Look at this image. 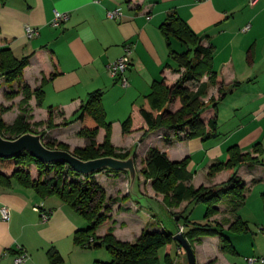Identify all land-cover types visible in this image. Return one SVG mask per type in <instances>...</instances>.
<instances>
[{
	"label": "crops",
	"instance_id": "crops-1",
	"mask_svg": "<svg viewBox=\"0 0 264 264\" xmlns=\"http://www.w3.org/2000/svg\"><path fill=\"white\" fill-rule=\"evenodd\" d=\"M117 7L121 8V16L109 18L108 11ZM56 10L71 15L58 27L51 24ZM173 12L188 22L204 45L214 47L213 67L221 82L210 87L214 100L222 95L220 85L227 86L218 103L217 136L174 138L172 144L166 145V131H152L143 138L137 130H146L140 110L142 106L150 109L147 95L152 83L162 78L169 84L177 80L172 68L166 67H174L176 62L160 30ZM28 25L38 28L39 34L28 38ZM127 42L133 43V54L125 73L128 85L123 86L120 79L109 74L107 65L123 55ZM177 42L180 43L175 38L171 40L175 50ZM3 46L10 47L17 57L33 55L24 74L33 89L43 86V104L39 106L36 98L31 104L47 116L53 108L57 120H72L89 94L102 90L106 117L112 124V142L130 150L138 145V168L149 148L159 146L172 161L188 158L187 168L193 173L189 183L195 187L220 186L233 171L225 169L211 177L208 168L223 160L230 146L237 144L243 151L252 150L257 142L264 146V0L255 5H250L249 0H0V48ZM179 105L177 101L168 106L176 110ZM214 113V109H208L204 115L208 119ZM128 117L132 118V131L124 133L122 122ZM69 128L74 134L69 137L77 139L75 147L88 144L84 136L77 134L83 128L79 120L71 122ZM105 135L106 128L100 127L97 142L102 143ZM237 174L246 183V201L239 214L246 221L256 215L253 220L260 230L255 237L258 247L250 256L264 255V165L243 164ZM231 199L227 197L219 204V212L226 216L225 230L230 226L226 219L231 218ZM182 204L192 220L197 219L192 215L200 203ZM3 206L11 209L9 220L1 217ZM41 211L51 213L48 221L42 220ZM159 222L147 229L163 227ZM87 224L79 212L56 195L43 198L33 188L15 181L10 186L0 183V264H15L20 247L29 254L24 264H94L104 258L94 248L82 247L74 240L75 232ZM112 226L105 223L97 234L104 236ZM114 234L118 236L115 228ZM51 250L58 251L61 262H52ZM195 252L203 264L213 256L218 257L215 264H232L223 260L218 236L203 237Z\"/></svg>",
	"mask_w": 264,
	"mask_h": 264
},
{
	"label": "trees",
	"instance_id": "trees-1",
	"mask_svg": "<svg viewBox=\"0 0 264 264\" xmlns=\"http://www.w3.org/2000/svg\"><path fill=\"white\" fill-rule=\"evenodd\" d=\"M1 1L4 3L6 0ZM160 30L166 38L170 56L176 62V66L167 65L166 67L172 68L175 72H182V75L173 84H169L164 78L152 83L151 91L147 95L150 109L142 106L140 110L146 123V132H152L159 128L166 129L164 135L166 145L172 144L174 138H191L201 134H205L206 137L217 136L218 103L226 94L224 87L227 85L224 83L220 85L222 95L217 100H212L210 104L203 103L202 99L211 86L221 83L219 73L213 67V45H204L201 36L177 12L167 16L160 25ZM174 38L179 40L185 49H173L171 40ZM1 40L6 41L7 39L1 38ZM30 57L31 55L17 57L10 47H1L0 71L5 73V80L8 82L20 81L24 68L29 64ZM54 75H51L50 78ZM204 76H207V79H204ZM23 92L22 109L15 121L6 123L0 117V134L5 137L15 138L25 131L33 130L27 115L29 101L35 96L37 104L41 106L44 100V89L42 85L35 89L25 85ZM15 93L13 91L12 94ZM102 98V90L91 92L75 117L65 121L67 124L75 120L82 123L83 128L79 134L88 140V144L76 147L72 152L85 160L106 155L125 158L130 154V150L124 154L116 151L117 148L112 142V124L107 120ZM177 101L180 105L176 110L169 108V104ZM208 109H214L215 113L207 119L204 114ZM53 114L54 110L50 108L49 118L46 121L48 128L55 124ZM61 114L63 115V113ZM100 127L106 128L105 139L102 143H98L96 139ZM122 127L124 133H130L132 118L125 119L122 122ZM146 136L145 134L143 138ZM44 142L51 148L69 150L67 145L57 144L47 134L44 136ZM188 162V158L172 161L166 150H162L159 146H152L143 157V168L139 172L151 181L152 188L156 193L165 195L164 205L168 210V201L176 205H180L183 201L206 205L204 218L207 222L204 223L191 221L187 207L178 213L169 210L173 216H180L177 223L184 225L183 232L192 246L205 236H218L221 249L224 252L237 255L238 251L225 233V228L221 224H213L210 222V218L218 213L219 204L225 198L232 197L229 210L231 218L226 219V222L230 223L229 230L235 232L251 230L248 222L239 214V209L246 201V183L238 176L237 168L243 164L261 163L264 165V146L261 142H257L250 151H243L237 144L230 146L226 157L212 163L208 168V175L211 177L225 169L233 171L229 180L220 186L201 185L197 188L189 183L193 178V173L187 168ZM95 175L85 177L64 163L48 165L28 152L11 158L0 157V183L10 186L15 181L20 185L33 188L43 198L56 195L87 220V226L75 232V242L87 248H97L104 244L112 256V260L109 262L95 260L94 264H157L161 247L164 248L166 264H172L170 255L173 245L174 243L180 244L175 240L174 234L163 227L145 229L134 242L116 238L113 227H109L104 236H97V230L109 218L108 213L105 212L112 209L113 202L111 205L107 204L105 189L95 178ZM262 200L264 205V192ZM91 237H96V239L89 242ZM49 255L53 263L62 261L57 250H51Z\"/></svg>",
	"mask_w": 264,
	"mask_h": 264
},
{
	"label": "rangeland",
	"instance_id": "rangeland-1",
	"mask_svg": "<svg viewBox=\"0 0 264 264\" xmlns=\"http://www.w3.org/2000/svg\"><path fill=\"white\" fill-rule=\"evenodd\" d=\"M178 43V42H177ZM179 47L177 48L180 50V48L185 49V46L178 43ZM181 45V46H180ZM33 55H31L29 59V64L31 63V58ZM26 66V67H27ZM25 67V68H26ZM24 68V71H25ZM22 74V77L20 81L16 80L14 82H8L5 80L4 77L0 78V117L3 118V120L6 123L13 122L18 114L21 112L22 109V99L24 97V86L31 85L26 81L25 74ZM172 72L177 76V79L181 77L182 72H175L172 69ZM204 79H207V76H204ZM31 89H33L31 87ZM13 91H15V94H12ZM211 90L209 89L207 94L202 97L203 103L209 104L212 102V100L216 99L215 96L211 95ZM8 93V95H6ZM12 95V96H11ZM32 98H36L33 96ZM29 101V110H28V122L30 123V126L33 130L36 131H42L47 129L50 132V137L56 141L57 144L61 143L63 145H67L69 147V150L73 151L76 147V140L74 138H71L69 136H73V132L70 130V123H66L63 121V119L57 120L56 118V112H54V126L48 128V124L46 121L48 120L49 116L45 115L37 106H33L31 104V100ZM45 118L47 120H45ZM59 121V122H58ZM74 131V129H72ZM138 133L142 132V136L150 135L151 132H146V130L138 129ZM155 131L163 132L166 131L164 128H159ZM68 132L70 135H68ZM76 133V132H74ZM131 133V132H130ZM78 135L79 132H77ZM81 136V135H80ZM117 152L120 154H124L127 151L130 150L131 147L123 148L121 146H116ZM138 162H141V159H138ZM139 164V170L143 168L141 163ZM95 178L99 181V183L104 187L106 198L105 201L107 204L111 205L112 202V209L110 211H107L105 213H108L109 218L105 221V223H109L113 225L112 227L116 229L117 231V237L120 240H127L129 242H134L136 238H138L140 232L142 233L145 229L150 227H155L159 225V220L154 217V215L142 208L140 205L135 204L131 197H130V191H129V181L126 173L124 172H101L95 175ZM140 181H141V190L150 196H155L159 198L161 201L165 202V195L163 193H156L155 190L150 185V180L147 179V177L144 174H140ZM167 206L170 211L172 212H181L185 209L186 205L181 206L176 205L170 201L167 202ZM205 204L200 203L199 208H196L195 212L192 216L195 222H207V220L203 217L204 213L206 212V208L202 210V207H204ZM206 207V206H205ZM219 210H221L219 208ZM104 211V210H103ZM192 213V210H191ZM188 216L191 221L192 220L190 214L188 213ZM256 217V215H251L250 221H247L251 230L249 232H235L229 229L224 230L225 233L230 237L233 245L238 251L237 255L230 254L227 252H224L221 249V242H220V253L223 256V260L232 263V264H248L247 263V257L250 255H253L254 249L258 247V240L255 238L257 234H259V228L256 225V222L253 220ZM225 218L226 216H223L221 214V211L216 214H214L210 218V222L213 224H221L224 227L225 224ZM244 219V218H243ZM197 220V221H196ZM205 220V221H204ZM245 220V219H244ZM246 221V220H245ZM181 227L183 230H185V227L183 224H181ZM97 234V232H96ZM98 237H101L100 234H97ZM116 236V235H115ZM134 236V238H132ZM131 238V239H130ZM93 241L96 239V237H91ZM202 239L194 243V249L195 246L198 244H201ZM95 252L98 254V256L104 258L100 259L102 261L109 262L112 260V256L110 252L107 250L106 246L102 244L101 246L94 248ZM170 259L172 260V264H188V257L186 254V251L184 248L180 247L177 243H174ZM218 261V257L211 258L207 263L210 262V264H215ZM205 263V264H207ZM157 264H166V259L164 255V248L159 249V261ZM197 264H203L200 260L197 258Z\"/></svg>",
	"mask_w": 264,
	"mask_h": 264
},
{
	"label": "water",
	"instance_id": "water-1",
	"mask_svg": "<svg viewBox=\"0 0 264 264\" xmlns=\"http://www.w3.org/2000/svg\"><path fill=\"white\" fill-rule=\"evenodd\" d=\"M4 75L5 73L0 71V78ZM45 134V130H28L15 138H8L0 134V157L11 158L28 152L31 156L48 165L67 164L85 177L106 170L125 172L128 176L129 193L132 200L143 208L152 211L161 221L164 229L174 234L175 240L186 251L188 264H197L195 249L183 232L182 227L177 223L180 216H173L159 199L151 197L141 190L140 172L137 165L138 145H135L125 158L106 155L85 160L75 155L71 150L48 147L44 142Z\"/></svg>",
	"mask_w": 264,
	"mask_h": 264
},
{
	"label": "built area",
	"instance_id": "built-area-1",
	"mask_svg": "<svg viewBox=\"0 0 264 264\" xmlns=\"http://www.w3.org/2000/svg\"><path fill=\"white\" fill-rule=\"evenodd\" d=\"M259 0H249L250 5H255ZM122 14L121 8L117 7L113 10H109L107 15L109 18L115 19L120 17ZM69 12H63L60 10H56L54 12V18L51 24L55 27L60 26L62 23L68 21L70 19ZM249 26L245 27L248 29ZM39 34L38 28L28 25L26 26V35L28 38H32ZM132 54H133V43L127 42L124 45V53L118 59L108 63L107 69L109 74L113 78L120 79V82L123 86L128 85V79L125 75L127 69L131 66L132 63ZM38 210V209H37ZM41 216L43 221H48L50 219L51 213L46 211H41ZM1 217L4 220H9L11 217V209L8 206H3L1 208ZM93 240L90 239L89 242ZM29 259V254L27 251L20 247V252L15 255L14 262L15 264H24ZM247 262L249 264H264V255L260 256H250L247 257Z\"/></svg>",
	"mask_w": 264,
	"mask_h": 264
}]
</instances>
